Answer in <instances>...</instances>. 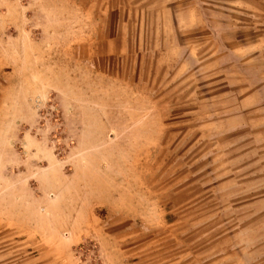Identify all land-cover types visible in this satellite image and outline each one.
I'll return each mask as SVG.
<instances>
[{
  "label": "rangeland",
  "instance_id": "rangeland-1",
  "mask_svg": "<svg viewBox=\"0 0 264 264\" xmlns=\"http://www.w3.org/2000/svg\"><path fill=\"white\" fill-rule=\"evenodd\" d=\"M155 2L0 0V264H264V0Z\"/></svg>",
  "mask_w": 264,
  "mask_h": 264
},
{
  "label": "crops",
  "instance_id": "crops-1",
  "mask_svg": "<svg viewBox=\"0 0 264 264\" xmlns=\"http://www.w3.org/2000/svg\"><path fill=\"white\" fill-rule=\"evenodd\" d=\"M156 1L155 6H160L163 10L162 21L170 24L179 22L183 29L199 28L207 23V14H203L201 0H143ZM205 5V4H204ZM176 6L177 8H173Z\"/></svg>",
  "mask_w": 264,
  "mask_h": 264
}]
</instances>
